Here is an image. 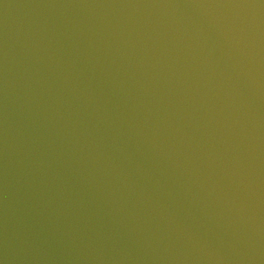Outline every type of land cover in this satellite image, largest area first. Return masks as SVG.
<instances>
[{
  "label": "water",
  "instance_id": "1",
  "mask_svg": "<svg viewBox=\"0 0 264 264\" xmlns=\"http://www.w3.org/2000/svg\"><path fill=\"white\" fill-rule=\"evenodd\" d=\"M0 264H264V0H0Z\"/></svg>",
  "mask_w": 264,
  "mask_h": 264
}]
</instances>
